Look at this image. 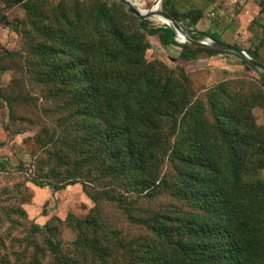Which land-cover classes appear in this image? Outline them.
Masks as SVG:
<instances>
[{
    "label": "trees",
    "instance_id": "16d2710c",
    "mask_svg": "<svg viewBox=\"0 0 264 264\" xmlns=\"http://www.w3.org/2000/svg\"><path fill=\"white\" fill-rule=\"evenodd\" d=\"M81 1L71 0V8L58 4L50 24L34 26L48 35L34 59L51 96L67 97L63 114L88 128V147L77 139L61 143L62 156L52 158L67 172L52 173L53 180L40 170L41 181L32 183L65 190L80 183L81 169L89 163L95 174L83 186L90 198L117 203L132 225L149 234L136 264H264V126L254 116L264 106V92L253 85L244 95L225 81L210 89L206 101L193 100L183 69L182 78L163 62L148 60L149 37L159 36L164 48L180 46L179 59L189 63L204 54L216 62L220 55H234L263 80L264 73L239 54L179 42L173 27L151 26L122 0L110 5L108 0H85V14ZM162 6L187 29H197L204 14L200 8L181 11L175 0H163ZM222 35L217 30L192 33L195 39L224 40ZM245 50L262 63L257 47ZM77 154L81 159H74ZM7 166L0 162V170ZM20 170L26 171L25 166ZM104 181L110 184L102 185ZM166 191L187 207L138 208L140 201H153ZM131 198L134 207L127 209ZM69 221L81 237L98 235L94 218L71 215ZM47 241L55 255L63 254L52 235ZM97 255L104 264V252ZM64 264L72 263L64 259Z\"/></svg>",
    "mask_w": 264,
    "mask_h": 264
},
{
    "label": "rangeland",
    "instance_id": "374dc122",
    "mask_svg": "<svg viewBox=\"0 0 264 264\" xmlns=\"http://www.w3.org/2000/svg\"><path fill=\"white\" fill-rule=\"evenodd\" d=\"M112 2L108 0L109 5ZM162 2L159 10H163ZM184 2L192 9L194 6L202 9L208 23L229 20L234 33L231 38L226 36V41L243 49L257 47L264 64V42H261L264 0H175L178 8ZM62 3L68 8L73 5L71 0H0V162L8 165L0 170V264H64V259L72 264H100L99 251L106 256L104 264H136L142 260L140 249L149 234L132 225L117 203L107 200L95 203L90 198L83 186L84 180H91L95 174L89 163L81 169L80 183L65 190L56 192L32 183L41 181L40 170L53 180L57 179L54 176L67 172L65 166L52 158L56 153L62 156L65 147L61 143L77 139L78 145L88 147L85 141L89 137L88 128L78 119L71 120L63 114L67 97H52L50 88L42 83L40 70L35 68L39 63L34 59L36 48L48 35L36 32L34 26L43 28L50 24L56 6ZM155 4L156 0H144L139 6L151 9ZM88 8L89 4L81 1L79 9L84 14ZM148 20L151 26L169 25L157 16ZM149 38L152 46L147 52L148 60L163 62L181 77L183 69L189 75L186 84L193 100L206 101L210 89L225 81L232 82V90L244 95L253 85L264 92L260 73L239 64L234 55L224 66L205 54L197 63L183 64L173 59L178 50L167 55L155 37ZM254 116L264 126V106L256 108ZM78 152L82 153L80 149ZM80 154L74 159H81ZM21 165L26 171L20 170ZM261 177L264 179V171ZM105 184L110 183L104 181L102 185ZM111 189L116 188L111 185ZM87 190L93 192L91 186ZM134 200L129 199L124 207L132 209ZM178 205L187 207L166 191L153 201H140L138 208L159 211ZM71 215L80 220L90 217L97 220L98 235L87 232L81 237L69 221ZM51 235L55 243L62 245V255L52 252L47 241Z\"/></svg>",
    "mask_w": 264,
    "mask_h": 264
},
{
    "label": "water",
    "instance_id": "95a60500",
    "mask_svg": "<svg viewBox=\"0 0 264 264\" xmlns=\"http://www.w3.org/2000/svg\"><path fill=\"white\" fill-rule=\"evenodd\" d=\"M126 7L139 17L140 20H146L152 17H160L164 19L169 25H171L177 32V39L181 43H186L193 46L205 47V48H213L219 49L231 53L239 54L245 57L256 69L260 70L264 73V65L254 57H252L245 49L237 47L233 44H230L224 40H220L213 37H207L204 40L195 39L192 37V33L199 32L197 29L192 28H184L182 24L171 17L164 10H159V5L162 0H156V4L151 9H142L139 6V1L137 0H122Z\"/></svg>",
    "mask_w": 264,
    "mask_h": 264
},
{
    "label": "crops",
    "instance_id": "0c3cea01",
    "mask_svg": "<svg viewBox=\"0 0 264 264\" xmlns=\"http://www.w3.org/2000/svg\"><path fill=\"white\" fill-rule=\"evenodd\" d=\"M192 4V3H191ZM188 8H191V6H190V4L188 5V4H186L185 2H184V4H182L181 5V7H179V9L181 10V11H185L186 9H188ZM193 8H198V7H196V6H194ZM256 15V14H255ZM221 21V20H220ZM218 22L217 21V23H208V22H206L205 21V15L203 14V16L199 19V21L197 22V25H196V28H197V30L198 31H208V30H217V31H219V32H223V35H222V37H223V39L226 41V36L227 37H232L233 36V31H234V27H232L231 25H230V21L229 20H227V22L224 20L223 22ZM244 25H245V23L244 22H242ZM217 24V25H216ZM156 27H158V26H156ZM251 34V33H250ZM152 37H155L156 38V40H157V42L159 43V47L161 48V50H163V51H165L166 52V54L167 55H169V52H171V51H175V49L176 50H178L177 51V54H176V56H175V58H173V59H175L178 63H183V64H185V63H189V62H185L184 60H181V59H179V54H180V52H181V50H182V48L180 47V46H176V45H170L169 47H167V48H164L163 46H162V44H161V42H160V40H159V36H157V35H152ZM228 40H229V38H228ZM232 40H233V38H232ZM227 42V41H226ZM228 42H232V41H228ZM234 43V42H233ZM217 60L219 61V63H221L223 66H224V64H227L228 62H230V60H232L231 58H230V56L229 55H220V56H218L217 57ZM199 61H201V60H199ZM208 62H209V60H207ZM198 61H196V62H192V63H197ZM190 64V63H189ZM1 79H2V76H1V71H0V82H1Z\"/></svg>",
    "mask_w": 264,
    "mask_h": 264
},
{
    "label": "bare ground",
    "instance_id": "6f19581e",
    "mask_svg": "<svg viewBox=\"0 0 264 264\" xmlns=\"http://www.w3.org/2000/svg\"><path fill=\"white\" fill-rule=\"evenodd\" d=\"M140 5V4H139ZM160 18V17H159ZM161 20L165 21L164 19L160 18Z\"/></svg>",
    "mask_w": 264,
    "mask_h": 264
}]
</instances>
